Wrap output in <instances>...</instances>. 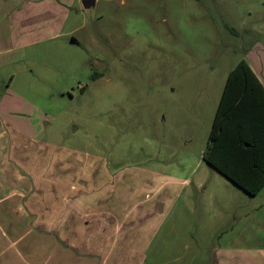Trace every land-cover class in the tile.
I'll return each mask as SVG.
<instances>
[{
	"label": "rangeland",
	"instance_id": "rangeland-1",
	"mask_svg": "<svg viewBox=\"0 0 264 264\" xmlns=\"http://www.w3.org/2000/svg\"><path fill=\"white\" fill-rule=\"evenodd\" d=\"M77 5L0 86L19 165L64 178L80 206L75 245L108 264H202L241 234L242 247L263 243L264 192L235 191L232 206L202 152L227 72L244 59L264 83V0Z\"/></svg>",
	"mask_w": 264,
	"mask_h": 264
},
{
	"label": "crops",
	"instance_id": "crops-1",
	"mask_svg": "<svg viewBox=\"0 0 264 264\" xmlns=\"http://www.w3.org/2000/svg\"><path fill=\"white\" fill-rule=\"evenodd\" d=\"M79 2L80 0H0V86L3 84V70L25 59V54H20L21 50L36 42L59 38L64 34L63 24L76 10ZM251 68L264 87L260 76L252 66ZM6 79V87H10L15 74L10 73ZM2 105L0 101V264H108L110 258L105 249V252L98 254L99 247L91 246L92 250H88L84 249L83 242H80V248L75 245L79 231L83 230V219L79 204L74 200H66L67 186L63 182L64 178L54 179L52 183L49 177L51 173L47 177L42 173V181H39L35 177V171L19 165L11 150L12 139L4 129ZM250 116L255 118L252 124L255 130L262 133L263 146L259 160L264 164V110L252 109ZM221 145L217 150L220 162L233 166L236 162L241 163L243 157L234 153L230 145ZM205 149L202 152L203 162L225 179L221 185L211 186V192H229L226 197L232 201V206L242 200L235 191L249 196L264 192V185L254 195L245 192L203 159ZM247 168L249 166L246 165ZM242 176L247 180L244 173ZM72 188L73 185L70 190ZM212 196L217 200L220 198L216 193ZM60 220L63 221L57 225ZM91 226L94 227L92 224ZM104 227L105 224L99 225L102 230ZM241 238L242 234L229 246H213L215 255L212 262L206 257L207 262L202 264H264V242L256 240L253 244L257 245L248 249L242 247L239 242ZM90 243H94V239ZM211 251L208 248L203 253L207 256L211 255Z\"/></svg>",
	"mask_w": 264,
	"mask_h": 264
},
{
	"label": "trees",
	"instance_id": "trees-1",
	"mask_svg": "<svg viewBox=\"0 0 264 264\" xmlns=\"http://www.w3.org/2000/svg\"><path fill=\"white\" fill-rule=\"evenodd\" d=\"M252 109L264 110V87L241 59L227 72L203 159L250 195L264 185V164L259 160L263 139L262 133L252 125L255 122L250 116ZM221 144L230 145L234 153L243 157L241 163L233 166L220 162L217 150ZM237 171L241 173L239 176ZM243 173L247 180L243 179Z\"/></svg>",
	"mask_w": 264,
	"mask_h": 264
},
{
	"label": "water",
	"instance_id": "water-1",
	"mask_svg": "<svg viewBox=\"0 0 264 264\" xmlns=\"http://www.w3.org/2000/svg\"><path fill=\"white\" fill-rule=\"evenodd\" d=\"M97 0H81V3L85 9H89Z\"/></svg>",
	"mask_w": 264,
	"mask_h": 264
}]
</instances>
